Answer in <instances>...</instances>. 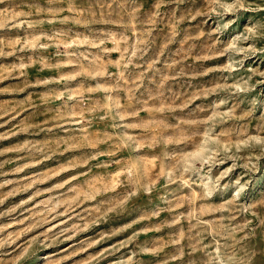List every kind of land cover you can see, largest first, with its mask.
<instances>
[{
  "label": "rangeland",
  "instance_id": "obj_1",
  "mask_svg": "<svg viewBox=\"0 0 264 264\" xmlns=\"http://www.w3.org/2000/svg\"><path fill=\"white\" fill-rule=\"evenodd\" d=\"M0 264H264V0H0Z\"/></svg>",
  "mask_w": 264,
  "mask_h": 264
}]
</instances>
